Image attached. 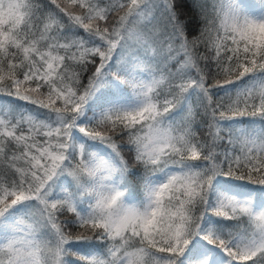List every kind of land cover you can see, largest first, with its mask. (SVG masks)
Here are the masks:
<instances>
[{"label":"snow or ice","instance_id":"obj_1","mask_svg":"<svg viewBox=\"0 0 264 264\" xmlns=\"http://www.w3.org/2000/svg\"><path fill=\"white\" fill-rule=\"evenodd\" d=\"M0 264H264V0H0Z\"/></svg>","mask_w":264,"mask_h":264}]
</instances>
